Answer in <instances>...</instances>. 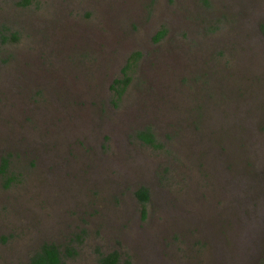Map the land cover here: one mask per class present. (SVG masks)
<instances>
[{
    "label": "rangeland",
    "instance_id": "obj_1",
    "mask_svg": "<svg viewBox=\"0 0 264 264\" xmlns=\"http://www.w3.org/2000/svg\"><path fill=\"white\" fill-rule=\"evenodd\" d=\"M22 1L0 0V264L43 242L261 264L264 0Z\"/></svg>",
    "mask_w": 264,
    "mask_h": 264
},
{
    "label": "trees",
    "instance_id": "obj_2",
    "mask_svg": "<svg viewBox=\"0 0 264 264\" xmlns=\"http://www.w3.org/2000/svg\"><path fill=\"white\" fill-rule=\"evenodd\" d=\"M23 3L29 2V0H23ZM264 35V24L260 26ZM162 32H158L156 38L161 36ZM3 38L5 36H2ZM121 83V88L117 92L122 91L128 82V76L125 75L122 79H116L114 83ZM114 87V85H113ZM116 88V87H114ZM138 138L151 145H157L155 137L152 131L147 127L137 132ZM7 161L2 158L0 161V174H5ZM136 195L141 203H145L149 198L148 189L144 186L139 187L136 190ZM75 253V249L66 247L60 249L59 245L54 242H43L35 249L29 257L30 264H63V258L65 255L70 256ZM119 254L117 251H111L98 258V264H118ZM261 264H264V260Z\"/></svg>",
    "mask_w": 264,
    "mask_h": 264
}]
</instances>
